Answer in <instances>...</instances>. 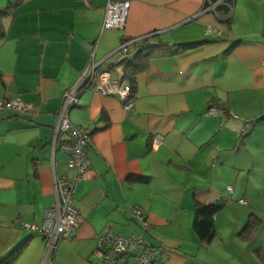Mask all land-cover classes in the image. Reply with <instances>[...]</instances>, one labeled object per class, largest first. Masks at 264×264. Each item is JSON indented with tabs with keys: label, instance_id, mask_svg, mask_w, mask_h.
Listing matches in <instances>:
<instances>
[{
	"label": "crops",
	"instance_id": "0c3cea01",
	"mask_svg": "<svg viewBox=\"0 0 264 264\" xmlns=\"http://www.w3.org/2000/svg\"><path fill=\"white\" fill-rule=\"evenodd\" d=\"M109 1L122 0H0V14L11 7L0 15V101L35 109L0 115V261L28 242L15 264H100L99 238L109 232L161 247L154 264H248L233 241L264 209V0L203 14L206 0H130L125 30L104 28ZM124 39L172 51L154 52L144 67L140 45L118 53ZM185 45L196 46L173 47ZM91 63L97 79L107 73L122 86L133 71L134 109L87 90L70 111L90 134L91 166L75 192L76 235L44 263V237L20 223L42 225L56 204L55 179L76 176L61 148L67 137L54 143L55 129L66 92ZM156 135L164 141L153 149ZM194 199L222 206L210 244L194 231ZM134 207L146 214L147 232ZM138 255L117 264H141Z\"/></svg>",
	"mask_w": 264,
	"mask_h": 264
},
{
	"label": "built area",
	"instance_id": "2783aa9c",
	"mask_svg": "<svg viewBox=\"0 0 264 264\" xmlns=\"http://www.w3.org/2000/svg\"><path fill=\"white\" fill-rule=\"evenodd\" d=\"M226 1L217 0L213 3L211 0H206L207 7H203L201 14L208 11L215 12ZM130 8V0L109 1L106 9L104 28L125 30ZM210 34H216V31H212ZM140 40H130L123 43L118 53L129 55ZM97 69V63L90 64L82 73L79 81L66 92L62 106L58 112V124L55 129L54 143H56V140L61 135L67 137V141L61 145V148L69 156L68 167L76 171V176L72 180L64 178L55 179L56 204L51 210L46 212L42 225L20 223L22 229L38 233L44 237V263L53 259L54 254L63 241L71 240L76 235L81 218L74 203L75 192L77 185L84 180L91 166L87 155L88 145L91 143L90 134L84 128L76 127L71 122L69 118L70 111L79 104L81 96L87 90H94L103 96H117L122 101L124 109L127 112L134 109L135 100L132 95L131 86H122L116 82H112L107 73L100 74L99 79H97ZM207 111L209 115H216L220 112L215 104H212ZM9 112L20 115H33L35 109L32 105L24 103L20 98H9L5 101H0V115ZM232 115L235 119L239 118L233 113ZM163 141V135L154 136L152 148H159ZM228 192L230 194L233 193V188L229 187ZM240 203L245 204L246 202L241 200ZM132 212L133 219L140 223L142 231L147 232L149 224L144 211L140 207H134ZM98 249L101 257L100 264H117L119 259L131 251L139 253L137 258L141 264H154L163 250L161 247L149 245L141 236L125 238L109 232L99 238Z\"/></svg>",
	"mask_w": 264,
	"mask_h": 264
},
{
	"label": "trees",
	"instance_id": "16d2710c",
	"mask_svg": "<svg viewBox=\"0 0 264 264\" xmlns=\"http://www.w3.org/2000/svg\"><path fill=\"white\" fill-rule=\"evenodd\" d=\"M217 0H211V2H216ZM234 0H227L225 4L220 5L215 12L217 13H221L224 10L228 8H231V5L233 4ZM204 7H207V3L204 5ZM9 9L8 12H3L0 15H4V14H9L11 7L7 8ZM129 40L124 39L123 43L127 42ZM145 40L142 41H138L135 45V48H137L139 45L140 47H142V52H140L138 54V58H137V62L141 63L142 61H144L143 65L144 67H147V63L149 61V58L154 55V52H162L165 53L167 51V48L170 46L168 44H160L158 46H146L145 44H143ZM202 44V43H199ZM197 45V44H196ZM196 45H185V46H173L174 49L178 52H185L188 49H191L193 47H195ZM236 44H234V46H236ZM170 49V50H169ZM169 52L172 51V48H168ZM136 61V60H135ZM138 63H136L135 65H128V63L126 64V70L128 68V66H132V67H137L141 66ZM138 65V66H137ZM129 76L131 78V89H132V95L135 96V79H134V74L133 71L129 72ZM211 106V105H210ZM260 121H264V117L260 118L258 120ZM194 208H195V221H194V231L196 233V235L198 236V238L200 239V241L202 243L205 244H210L212 243L216 236H217V232H216V226H215V216L216 214L221 210L222 206L221 205H205L202 202H200L197 199H194ZM259 220H252L251 222L248 223V225L246 226V228L242 231V233L239 235L240 238L243 241L249 242L251 241L253 235L259 230ZM28 245V242L25 245H21L19 246L13 253H11L7 258L3 259L2 261H0V264H15V262L20 258V256L24 253V251L26 250ZM257 256L258 259L261 261V263L264 264V252L259 250L257 251Z\"/></svg>",
	"mask_w": 264,
	"mask_h": 264
},
{
	"label": "rangeland",
	"instance_id": "374dc122",
	"mask_svg": "<svg viewBox=\"0 0 264 264\" xmlns=\"http://www.w3.org/2000/svg\"><path fill=\"white\" fill-rule=\"evenodd\" d=\"M259 181V180H258ZM259 183H261V182H259ZM232 188V187H231ZM261 187L260 186H257L256 187V189L258 190V194H259V189H260ZM235 204V203H234ZM246 204V203H245ZM236 205V204H235ZM235 207H237V206H235ZM262 211H260L259 213H258V217H259V220H261V222H260V224H259V226H260V228H259V230L253 235V236H255L256 234H258V237L255 239V240H253V241H249L250 243H248V242H246V241H243L241 238H240V234L242 233V229L237 233L238 235L234 238V241H233V243H234V247L236 248V250H237V252L239 253V256L237 257V258H239L240 260H242V261H247L248 262V264H251V263H253V264H263V263H261V261L258 259L257 260V258H258V256H257V251H259V250H261V251H263L264 252V250H262L261 248H263L264 249V209H261ZM226 218H225V216H224V218H220V220L219 221H217V223L218 224H220V222L221 221H224ZM253 220V219H252ZM217 224V225H218ZM216 225V224H215ZM222 231H220V233H221ZM228 239L230 238V234H228ZM128 238V237H127ZM242 241H240L239 239ZM243 242H245V243H247V244H245V243H243ZM259 249V250H258ZM164 250H165V248H164ZM255 252V253H254ZM255 254H256V256H257V258H256V256H255Z\"/></svg>",
	"mask_w": 264,
	"mask_h": 264
},
{
	"label": "water",
	"instance_id": "95a60500",
	"mask_svg": "<svg viewBox=\"0 0 264 264\" xmlns=\"http://www.w3.org/2000/svg\"><path fill=\"white\" fill-rule=\"evenodd\" d=\"M255 123H251L250 124V129H252V127L254 126Z\"/></svg>",
	"mask_w": 264,
	"mask_h": 264
},
{
	"label": "clouds",
	"instance_id": "9594fccd",
	"mask_svg": "<svg viewBox=\"0 0 264 264\" xmlns=\"http://www.w3.org/2000/svg\"><path fill=\"white\" fill-rule=\"evenodd\" d=\"M153 246V245H152Z\"/></svg>",
	"mask_w": 264,
	"mask_h": 264
}]
</instances>
